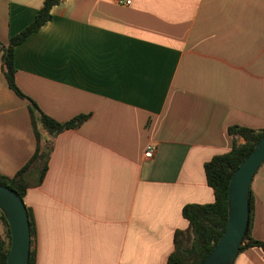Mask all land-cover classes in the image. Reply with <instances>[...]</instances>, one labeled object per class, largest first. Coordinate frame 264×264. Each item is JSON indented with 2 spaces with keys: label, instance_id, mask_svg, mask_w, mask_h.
I'll return each mask as SVG.
<instances>
[{
  "label": "crops",
  "instance_id": "crops-1",
  "mask_svg": "<svg viewBox=\"0 0 264 264\" xmlns=\"http://www.w3.org/2000/svg\"><path fill=\"white\" fill-rule=\"evenodd\" d=\"M45 1L0 0L4 177L37 141L1 44ZM123 1L64 0L15 48L17 86L44 114L87 117L55 138L43 183L24 197L36 264H167L177 232L189 230L183 208L215 202L204 166L245 144L228 129H264V0ZM251 191V237L264 242V163ZM234 264H264V251L249 248Z\"/></svg>",
  "mask_w": 264,
  "mask_h": 264
},
{
  "label": "trees",
  "instance_id": "trees-1",
  "mask_svg": "<svg viewBox=\"0 0 264 264\" xmlns=\"http://www.w3.org/2000/svg\"><path fill=\"white\" fill-rule=\"evenodd\" d=\"M64 0H46L43 8L36 15L33 23L21 33L13 37L9 44H1L3 51L2 68L9 88L21 99L29 102V110L36 136L37 147L34 156L14 176H0V184L8 187L24 200L29 188L40 186L49 169V161L53 151L55 138L65 130L76 129L86 120V116L78 117L67 123H59L44 114L41 109L30 100L17 86L15 75V48L24 43L32 34L38 32L47 22L52 20V9ZM228 133L232 137L241 136L244 145H234L233 150L224 155L214 157L208 162L205 174L208 185L213 189L215 202L209 205H186L182 214L189 222L186 233L177 232L175 252L170 256L167 264H203L207 257L222 238L228 222V191L230 180L242 162L255 149L258 142L264 137V129L252 130L242 127H231ZM34 176L33 183L30 177ZM28 216L31 229V253L29 264H36L35 225L29 209ZM254 223V196L250 194V221L249 227L241 247L240 253L249 248H261L264 251V242L251 237ZM0 264H7L11 247V232L9 225L0 211ZM187 242V243H186Z\"/></svg>",
  "mask_w": 264,
  "mask_h": 264
},
{
  "label": "water",
  "instance_id": "water-1",
  "mask_svg": "<svg viewBox=\"0 0 264 264\" xmlns=\"http://www.w3.org/2000/svg\"><path fill=\"white\" fill-rule=\"evenodd\" d=\"M263 163L264 137L230 180L226 230L203 264L235 263L249 227L251 185ZM0 211L11 232L7 264H29L32 238L27 207L17 192L1 184Z\"/></svg>",
  "mask_w": 264,
  "mask_h": 264
},
{
  "label": "built area",
  "instance_id": "built-area-1",
  "mask_svg": "<svg viewBox=\"0 0 264 264\" xmlns=\"http://www.w3.org/2000/svg\"><path fill=\"white\" fill-rule=\"evenodd\" d=\"M119 4H124V1L123 0H116ZM126 5H129L131 4V1H126L125 2ZM153 153H154V148L152 146H149L147 148V151L145 153V156L147 159H151L153 157Z\"/></svg>",
  "mask_w": 264,
  "mask_h": 264
},
{
  "label": "rangeland",
  "instance_id": "rangeland-1",
  "mask_svg": "<svg viewBox=\"0 0 264 264\" xmlns=\"http://www.w3.org/2000/svg\"><path fill=\"white\" fill-rule=\"evenodd\" d=\"M187 243V242H186Z\"/></svg>",
  "mask_w": 264,
  "mask_h": 264
}]
</instances>
